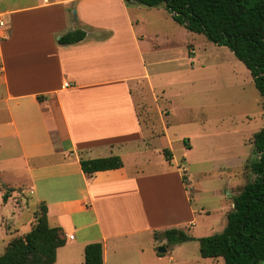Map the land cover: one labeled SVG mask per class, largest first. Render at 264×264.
<instances>
[{"label": "crops", "instance_id": "obj_1", "mask_svg": "<svg viewBox=\"0 0 264 264\" xmlns=\"http://www.w3.org/2000/svg\"><path fill=\"white\" fill-rule=\"evenodd\" d=\"M70 4L76 14L69 23ZM56 5L58 13L52 11ZM102 5L109 6L43 0L0 10L8 22L0 39V173L13 177L6 186L22 184L46 203L49 224L65 230L67 243L53 264H85L91 242L103 244L104 264L160 260L154 232L177 220L182 191L189 202L172 150L153 145L164 133L139 112L141 105L149 108L146 89L155 92L139 20L114 8L100 14ZM110 14L112 21L100 19ZM76 29L86 31L83 41L58 43ZM111 155L123 165L83 171L81 159Z\"/></svg>", "mask_w": 264, "mask_h": 264}, {"label": "rangeland", "instance_id": "obj_2", "mask_svg": "<svg viewBox=\"0 0 264 264\" xmlns=\"http://www.w3.org/2000/svg\"><path fill=\"white\" fill-rule=\"evenodd\" d=\"M41 1L0 0V10ZM97 1L109 5H102L100 14H109L114 8L118 14L128 12L134 21L139 20L136 28L143 34L150 81L156 92L146 89L149 108L143 109L141 105L139 112L151 116L156 129L164 133L153 138V145L172 150V167L181 178L186 177L188 189L189 202L182 191L179 217L170 220L173 222L167 220L165 225L178 227L197 238L222 232L234 206V196L255 178L250 165L258 154L252 140L264 126V106L250 71L227 46L187 30L163 5ZM69 7L70 23L76 9L71 4ZM52 9L59 11L58 5ZM100 19L112 21L114 17L100 15ZM0 177L2 253L9 240L19 234L18 228L34 222L39 203L22 184L18 188L6 186L5 183L13 182L9 173L1 172ZM11 188V196L4 201L3 194ZM162 239L154 241L162 258L150 257L148 264H225L223 257H203L197 239L159 252L160 248L169 247L167 242L162 245Z\"/></svg>", "mask_w": 264, "mask_h": 264}, {"label": "trees", "instance_id": "obj_3", "mask_svg": "<svg viewBox=\"0 0 264 264\" xmlns=\"http://www.w3.org/2000/svg\"><path fill=\"white\" fill-rule=\"evenodd\" d=\"M124 1L149 7L163 5L187 30L227 46L250 71L264 106V0ZM85 38L86 31L76 29L62 34L58 43L75 44ZM252 143L258 154L250 165L255 178L234 196V206L227 214V225L222 232L197 238L178 227H171L155 231V238H164L170 245L197 239L203 257H223L225 264H264V126L255 132ZM164 153L171 161V151L165 149ZM122 165L123 160L118 155L81 159L86 173ZM183 180L186 182V177L183 176ZM13 190H6L2 197L4 201ZM66 243L65 230L49 224L47 204L40 202L31 228L9 240L4 252L0 253V264H53L58 248ZM85 264H104L101 242L85 246Z\"/></svg>", "mask_w": 264, "mask_h": 264}, {"label": "built area", "instance_id": "obj_4", "mask_svg": "<svg viewBox=\"0 0 264 264\" xmlns=\"http://www.w3.org/2000/svg\"><path fill=\"white\" fill-rule=\"evenodd\" d=\"M7 19H6V14L3 12H0V39L6 36V31H7ZM70 82H65L64 86H70ZM70 238H74L73 235L69 236Z\"/></svg>", "mask_w": 264, "mask_h": 264}, {"label": "water", "instance_id": "obj_5", "mask_svg": "<svg viewBox=\"0 0 264 264\" xmlns=\"http://www.w3.org/2000/svg\"><path fill=\"white\" fill-rule=\"evenodd\" d=\"M167 251V248L166 247H162L160 248L159 252H166Z\"/></svg>", "mask_w": 264, "mask_h": 264}]
</instances>
